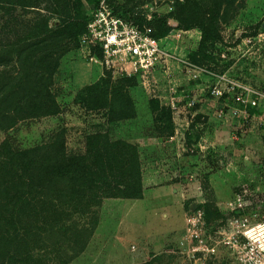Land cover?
Wrapping results in <instances>:
<instances>
[{
    "label": "rangeland",
    "instance_id": "1",
    "mask_svg": "<svg viewBox=\"0 0 264 264\" xmlns=\"http://www.w3.org/2000/svg\"><path fill=\"white\" fill-rule=\"evenodd\" d=\"M61 1L0 0V51L13 44L39 43L48 36L56 44L65 11L71 16L81 11L90 19L95 13L84 1L79 9L77 2L70 0L67 10L60 8ZM107 1L116 16L162 39V47L171 55L154 73L130 77L137 80V86L125 88L133 100L135 117L116 121L106 110L87 112L75 102L77 93L86 86L76 90L71 75L65 74L55 87L62 113L0 131V144L7 141L13 149L25 150L61 136L69 155H81L89 135L107 133L112 140L139 147L151 188L167 180L177 181L187 200L205 210L201 212L204 219L192 226L191 235H184L183 224L178 222L149 234L147 245V241H140L145 234V200L104 201L88 249L71 264H127L123 262L125 254L135 249L161 253L136 264H238L227 241L234 212L226 203L244 192L254 211L252 219H264V121L259 115L250 117L249 112L236 113L233 96L216 100L211 90L219 83L237 82L264 92V0H224L227 15L218 25L220 37L204 43L198 28L187 30L177 19L178 5L186 0ZM196 2L199 5L193 6L191 13L205 20L206 10L200 0ZM91 49L103 60L99 48ZM72 54L73 50L69 51L61 62L80 61V72L90 70L89 55ZM93 64L102 69V78L111 80L104 88L115 95L118 81L128 77L124 62ZM114 98L117 108L122 99ZM192 101L195 103L190 107ZM201 109L203 113H199ZM215 174H220L227 198L221 203L211 186Z\"/></svg>",
    "mask_w": 264,
    "mask_h": 264
},
{
    "label": "trees",
    "instance_id": "2",
    "mask_svg": "<svg viewBox=\"0 0 264 264\" xmlns=\"http://www.w3.org/2000/svg\"><path fill=\"white\" fill-rule=\"evenodd\" d=\"M75 1L79 9L84 1L96 11L101 0ZM196 1L178 5L179 23L187 30L198 28L202 43L219 39L226 2L200 0L206 10L204 20L191 13L199 5ZM69 2L61 1L60 8L69 9ZM64 13L56 44L48 36L39 43L13 44L0 51V131L62 113L56 76L63 57L79 48L90 21L81 11L72 16ZM111 83L102 78L84 87L75 102L87 112L106 110L116 121L133 119L134 103L125 88L137 86L136 78L122 77L112 96L104 88ZM116 95L122 99L117 108ZM144 193L139 147L112 140L107 133L89 135L81 155H69L61 136L25 150H15L4 141L0 144V264H71L88 249L105 200H141Z\"/></svg>",
    "mask_w": 264,
    "mask_h": 264
},
{
    "label": "built area",
    "instance_id": "3",
    "mask_svg": "<svg viewBox=\"0 0 264 264\" xmlns=\"http://www.w3.org/2000/svg\"><path fill=\"white\" fill-rule=\"evenodd\" d=\"M80 44L101 50L103 60L90 52L89 59L92 63L104 66L117 60L124 62L123 71L128 77L152 74L171 58L169 52L162 47V40L144 32L134 22L116 16L107 0L100 1L86 32L80 37ZM211 95L218 100L233 96V101L238 106L236 113L246 114L249 110H254L264 121L262 91L237 82H224L216 85L211 90ZM194 103L190 102L189 106H194ZM228 207L234 212V218L231 221V237L227 241L238 264H264V219H252L254 211H251L246 202L244 192L238 193L228 203ZM199 221L201 216L193 225Z\"/></svg>",
    "mask_w": 264,
    "mask_h": 264
},
{
    "label": "crops",
    "instance_id": "4",
    "mask_svg": "<svg viewBox=\"0 0 264 264\" xmlns=\"http://www.w3.org/2000/svg\"><path fill=\"white\" fill-rule=\"evenodd\" d=\"M192 33L195 34L196 32ZM90 52H93L90 47L82 46L81 48L79 47L78 49L73 50L72 55H76V57H82L83 54L89 55ZM72 55L70 56V58L72 57ZM79 65H81L80 61L74 62L72 60H68L67 62H61V68L59 70V74H57L56 76V81L58 78L63 79L65 77V74L71 75L73 86L76 90H78L83 88L84 86L96 83L103 76L102 69L93 63L90 64V70L85 69L82 72H80L79 70ZM82 74H85L83 75L84 79L82 77ZM202 111L203 110L201 109L199 113L204 112ZM249 113L250 117L258 116V113L254 110H249ZM220 177V174L211 176V186L219 203H221L224 199H227L225 198V195L222 191L223 189L220 186ZM167 181L165 183L162 182L154 188H151L148 179L143 171V183L145 187L144 198L141 200H135L136 202L145 200L147 205V209L145 210L144 214L145 219L143 220L144 224H142L144 225V227H142L145 231V234L143 235L142 233V238L141 240L139 239L143 244L147 241L146 244L149 245V234L155 233L156 231H164L166 229H169L173 225L178 224V222L183 224L184 235H191L193 222H195V220L201 216L202 209L200 208V204H198L197 202L192 203L187 200L188 198L184 193L182 185L177 181ZM110 200L125 201L124 199H107L105 200V202ZM229 202H227L226 205H228ZM202 218L203 217L201 216V219ZM170 253L174 252L170 251ZM159 255H161L160 251L152 255L149 252L135 249V252H129L128 254H125L123 262L127 264H136L141 261L143 262L147 256L158 257Z\"/></svg>",
    "mask_w": 264,
    "mask_h": 264
}]
</instances>
